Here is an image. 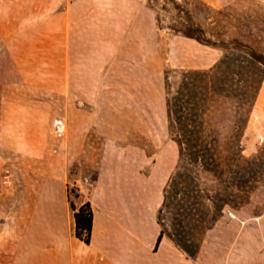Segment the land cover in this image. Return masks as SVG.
<instances>
[{
	"label": "rangeland",
	"instance_id": "1",
	"mask_svg": "<svg viewBox=\"0 0 264 264\" xmlns=\"http://www.w3.org/2000/svg\"><path fill=\"white\" fill-rule=\"evenodd\" d=\"M175 1L197 8L192 14L206 36L221 31L225 38L264 55V0ZM157 7L148 0H0V121L6 123L8 139L28 129L33 135L28 144L0 142V153L16 165L10 171L0 169V196L33 197L46 179L51 196L65 183L67 197L83 203L107 139L113 142L114 155L125 156L138 149L150 155L172 142L164 105L165 71L175 88L176 71L208 70L222 52L171 33L166 21L159 28ZM64 50L70 51L72 67L84 63L95 67L89 81H70L69 103L79 112H69L67 119L62 96L54 92L61 81L40 75L61 71ZM86 54L92 57L81 58ZM30 73L39 77L30 79ZM3 90L10 93L2 94ZM55 118L66 126L62 138L52 134ZM74 121L83 136L65 152ZM227 124L211 130L229 135ZM239 144L232 186L227 189L232 206H224L205 232L197 264H238L241 259L264 264V77ZM175 152L178 158L176 145ZM168 157L166 151L163 165ZM200 179L208 189L215 184L209 175ZM161 217L165 230L171 231L172 212L164 210Z\"/></svg>",
	"mask_w": 264,
	"mask_h": 264
},
{
	"label": "crops",
	"instance_id": "2",
	"mask_svg": "<svg viewBox=\"0 0 264 264\" xmlns=\"http://www.w3.org/2000/svg\"><path fill=\"white\" fill-rule=\"evenodd\" d=\"M70 56L69 50L64 52L61 71L40 74L45 79L61 81L54 92L62 96L66 119L69 112H79L69 103L70 81H89V71L94 67L86 63L72 67ZM83 57L90 59L92 56L86 54ZM29 75L30 79L39 77L33 73ZM5 93L10 91L3 90L2 94ZM2 97L4 99L5 95ZM5 124L1 119L0 142H32L29 129L8 139L3 128ZM82 131L79 122L74 121L64 144L69 147L64 148L65 152L80 144ZM174 144L169 142L150 155L138 149L137 153L125 156L114 155L113 142L105 141L98 172L85 201L89 202L92 212L89 243L74 235V210L70 208L65 183L58 193L54 192L55 198L47 192L46 179L43 184L40 182L39 193L33 197L15 200L0 196V264H189V261L197 264L202 250L192 260L164 236L157 245L160 228L157 210L162 202L163 187L176 164ZM1 145L17 149L8 143ZM166 151L169 157L163 165L162 157ZM14 166L15 163L0 153V169L9 170ZM73 202L75 210L85 203ZM14 206L18 208L13 210ZM238 264H248V261L241 259Z\"/></svg>",
	"mask_w": 264,
	"mask_h": 264
},
{
	"label": "trees",
	"instance_id": "3",
	"mask_svg": "<svg viewBox=\"0 0 264 264\" xmlns=\"http://www.w3.org/2000/svg\"><path fill=\"white\" fill-rule=\"evenodd\" d=\"M157 7L155 21L175 35L220 50L216 64L208 70H178V86L171 88L169 71H165V110L167 132L177 147L178 158L172 174L163 187L162 202L157 210L160 226L157 245L164 235L188 258H196L206 231L212 229L224 206H232L227 189L232 186L231 170L238 152L250 108L264 77V55L225 38L216 31L206 36L205 28L193 14L196 7L175 0H148ZM228 123L229 135L211 128ZM209 175L215 182L211 189L203 186L200 176ZM74 210V235L90 241L92 212L89 202ZM207 202L211 204H207ZM242 203V202H240ZM172 212L171 231L167 232L161 217Z\"/></svg>",
	"mask_w": 264,
	"mask_h": 264
},
{
	"label": "built area",
	"instance_id": "4",
	"mask_svg": "<svg viewBox=\"0 0 264 264\" xmlns=\"http://www.w3.org/2000/svg\"><path fill=\"white\" fill-rule=\"evenodd\" d=\"M52 134L55 138H62L65 135L66 126L61 118H55L51 122Z\"/></svg>",
	"mask_w": 264,
	"mask_h": 264
}]
</instances>
